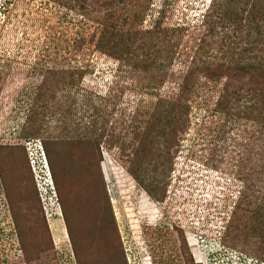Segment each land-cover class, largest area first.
Masks as SVG:
<instances>
[{"label": "rangeland", "instance_id": "obj_1", "mask_svg": "<svg viewBox=\"0 0 264 264\" xmlns=\"http://www.w3.org/2000/svg\"><path fill=\"white\" fill-rule=\"evenodd\" d=\"M247 261L264 0H0V264Z\"/></svg>", "mask_w": 264, "mask_h": 264}, {"label": "clouds", "instance_id": "obj_2", "mask_svg": "<svg viewBox=\"0 0 264 264\" xmlns=\"http://www.w3.org/2000/svg\"><path fill=\"white\" fill-rule=\"evenodd\" d=\"M234 262V261H233ZM244 264H260V262H252V261H247V263H244Z\"/></svg>", "mask_w": 264, "mask_h": 264}, {"label": "flooded vegetation", "instance_id": "obj_3", "mask_svg": "<svg viewBox=\"0 0 264 264\" xmlns=\"http://www.w3.org/2000/svg\"><path fill=\"white\" fill-rule=\"evenodd\" d=\"M197 252H194V255H196ZM196 257V256H195ZM197 258V257H196ZM200 262H202L203 260H199Z\"/></svg>", "mask_w": 264, "mask_h": 264}, {"label": "bare ground", "instance_id": "obj_4", "mask_svg": "<svg viewBox=\"0 0 264 264\" xmlns=\"http://www.w3.org/2000/svg\"><path fill=\"white\" fill-rule=\"evenodd\" d=\"M62 228H63V227H62ZM59 231H62V230L60 229ZM63 231H64V229H63ZM63 235H64V233H63ZM58 237H60V236H58Z\"/></svg>", "mask_w": 264, "mask_h": 264}]
</instances>
